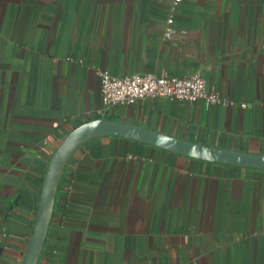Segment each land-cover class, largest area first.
Instances as JSON below:
<instances>
[{
	"label": "crops",
	"instance_id": "crops-1",
	"mask_svg": "<svg viewBox=\"0 0 264 264\" xmlns=\"http://www.w3.org/2000/svg\"><path fill=\"white\" fill-rule=\"evenodd\" d=\"M100 70L196 73L234 105L156 97L103 111ZM97 118L264 154V0H0V264H21L32 236L46 138ZM38 264H264V169L87 140Z\"/></svg>",
	"mask_w": 264,
	"mask_h": 264
},
{
	"label": "water",
	"instance_id": "water-1",
	"mask_svg": "<svg viewBox=\"0 0 264 264\" xmlns=\"http://www.w3.org/2000/svg\"><path fill=\"white\" fill-rule=\"evenodd\" d=\"M98 136H121L202 160L264 169V154L214 147L120 120L97 118L84 122L65 136L50 158L34 230L21 264H38L49 232L56 195L66 164L81 144Z\"/></svg>",
	"mask_w": 264,
	"mask_h": 264
},
{
	"label": "built area",
	"instance_id": "built-area-1",
	"mask_svg": "<svg viewBox=\"0 0 264 264\" xmlns=\"http://www.w3.org/2000/svg\"><path fill=\"white\" fill-rule=\"evenodd\" d=\"M178 1L180 0H176V2ZM173 24L174 17L170 16L163 33L164 40L171 39L176 34ZM99 75L103 111L116 106H132L138 101L156 97L190 102L202 100L208 106L234 105V102L221 94L210 91L206 79L196 73L187 77H177L158 76L153 73L115 75L109 70H100ZM242 105L245 106V104ZM54 125L58 126V123ZM62 141V139L50 135L46 138L44 146H48L50 143L55 144L53 150L51 149L53 155Z\"/></svg>",
	"mask_w": 264,
	"mask_h": 264
}]
</instances>
